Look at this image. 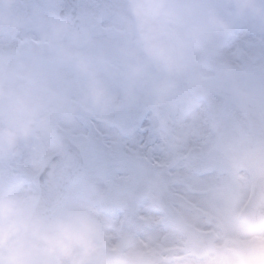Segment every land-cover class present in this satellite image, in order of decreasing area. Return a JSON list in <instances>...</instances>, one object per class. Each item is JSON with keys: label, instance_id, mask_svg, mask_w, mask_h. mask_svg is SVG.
<instances>
[{"label": "rangeland", "instance_id": "374dc122", "mask_svg": "<svg viewBox=\"0 0 264 264\" xmlns=\"http://www.w3.org/2000/svg\"><path fill=\"white\" fill-rule=\"evenodd\" d=\"M87 1L89 4L85 7L83 0H77L83 33L78 39L71 40L64 36L63 24L57 17L61 0H43L44 8L46 2L50 4L57 25V39L70 46L88 45L91 39H99L106 45L114 42L124 48L141 40L139 45L146 49L139 54L144 63L121 75L109 70L103 62L97 61L98 58L52 56L57 62L56 70L61 73L56 79L67 94L80 84L91 66H97L96 73L105 74L112 85L109 86L114 89L110 100H116L118 104L105 122L90 113V104L86 103L82 109L74 104L84 100L77 91L56 100L48 97L56 88L43 77L41 67L37 66L38 70L33 74L14 70L12 63L16 57L2 46L3 38L7 35L10 18L27 9L23 0H0V52L7 53L4 56L0 53V91L10 100V113L6 117L0 115V139L7 142V146H0V183H5L4 178L18 180L29 178L31 174L15 172L21 168L13 163V155L27 151L32 154L28 161L32 165L23 170L41 168L58 151L62 135L79 148L83 161L80 179L69 188L66 201L48 230H40L30 223L31 208L26 205L22 213L24 236L23 233L10 235L12 229L2 219L8 213V203L0 201V233L4 234L0 236V264H57L58 256L63 252L61 240L64 237H69L76 248L78 264H108L106 260L110 258H119L124 263L126 256L123 253L129 247L128 243L116 250L100 244L103 219L121 214L124 227L141 244L140 251L131 258L132 264H169L189 257L199 260L211 256L215 236L194 229L177 215L173 207L178 202L176 194L171 192L170 203L164 201V191H170L165 178L167 166L158 165L150 147L162 136V128L155 131L157 125L164 127L169 123V129L164 133L170 138L174 155L183 150L180 144H175L176 137L183 135V147L188 140L197 138L195 142L201 147L192 150L193 154L191 152L187 160L198 172L182 181V186L210 173L213 169L211 156L227 149L234 174L240 177L233 182L235 190L231 204L237 201L241 207L246 188L253 180V172L247 171L245 165L253 167L255 172L258 167L254 164L261 167L259 170L264 169L261 164L264 152L260 156L257 151L264 149V137L260 136L262 131L255 124L250 127L244 124L243 115L236 105L226 101V97L235 91V97L240 99L243 68L246 65L257 67L258 58L264 57V15L258 20L246 18L234 0H117L123 4L119 7L111 6L116 0ZM250 8L255 11L264 6L260 0H254ZM247 25L249 29L241 37L242 29ZM132 27L141 31L140 40L132 34ZM161 110L167 114L166 120L162 121ZM13 116L20 124L12 123ZM147 120L153 123L149 142H134L135 133L144 134L142 127ZM27 122L36 123L37 128L26 130ZM183 122L190 128L176 130ZM201 127L203 133L195 135L193 132ZM134 146L139 147V153L129 151ZM121 158L132 164L123 173L126 176L117 179L122 173L115 169L119 165L113 159ZM147 196L152 199L148 201V211L153 212V207L158 209L160 224L134 220ZM78 203L88 209L92 224L75 214ZM168 222L176 226L173 233L177 231L182 236L183 248L171 246L166 250L169 233H165L160 240L162 249H153L141 236L142 230L164 228ZM235 223L252 230L239 220L238 213ZM9 245L11 249L6 254ZM52 245L56 247L52 249ZM96 248L99 252L92 256L91 252ZM23 249H29L31 253H23ZM174 254L180 257L173 258ZM244 261H250V256ZM263 263L264 259L260 258L258 264Z\"/></svg>", "mask_w": 264, "mask_h": 264}, {"label": "bare ground", "instance_id": "6f19581e", "mask_svg": "<svg viewBox=\"0 0 264 264\" xmlns=\"http://www.w3.org/2000/svg\"><path fill=\"white\" fill-rule=\"evenodd\" d=\"M26 1H28V3L30 2L31 5L29 4L30 6H28ZM260 1L264 6V0ZM46 3V8H44L45 5L43 0H23L22 4L26 5L27 10L25 11L23 9L20 11L18 14L19 16H14L12 18L8 17V19L10 18L12 21L10 20L11 23L7 26V35L3 38L5 41L2 46L7 51L11 52L10 55L16 57L13 60L12 67H14V70H22V72L28 74L36 72V70H38L36 69L37 66H39L38 68L41 67L43 77L49 80L52 87L56 88V91H51L48 94V97L56 100L64 98L67 95L69 96L77 91V93L79 92V94H81V97L84 100L80 103L74 102V104L81 107V109L86 103L90 104V107H92L90 113L100 122H105L107 118L115 112L118 106L116 100H110V96L114 89L109 86L111 84L108 82L105 74L96 73L95 68H97V66H91L85 71L86 76L80 81V84L71 88L70 93L67 94V92L60 87L59 81L56 79L61 73L56 70L57 62L52 60V56L54 54H57V56H85L87 60L98 58L97 61L101 63L103 62L102 64H105L109 70L116 75H121V73L129 72L139 64L144 63L141 55H139L146 51V49L143 48L144 45H139L141 42L139 37L141 31L139 29L135 31L132 27V34L136 35L138 37L136 40L140 41L138 43L133 42L126 48L121 47L119 44L116 45L114 42L109 43L110 45H106L99 42V39H91L88 45L78 44L70 46L57 39V25L53 21L50 4L48 2ZM83 3L85 7L89 4L87 0H83ZM234 3L243 9L242 14L246 18L252 17L253 19L258 20L260 16L264 15V9L255 11H252L251 8L248 9L249 5L254 3V0H234ZM121 5L123 4L117 0L113 1L111 4V6L114 7H119ZM132 29L130 28V31H132ZM248 29V25L242 29L241 37ZM96 42H98V44ZM105 47L108 49H104ZM0 53L2 56L7 54L5 52ZM110 61H114V64H109ZM160 113H162V121L163 119L166 120L168 116L164 110H161ZM152 125L153 123L151 124V122L147 120L142 127L144 134L139 135L138 133H135L133 141L144 140L145 143L149 142V134L151 135L149 132ZM155 125H157V123ZM168 126L169 123L165 124L164 127H160V125L156 126V132L159 128H162V136L150 147V149H153V159L158 165L160 167L163 165L167 166L165 178L170 186V191H164V201L170 203L172 199L171 192L176 194L178 202L175 203L173 207L177 215L194 229L207 234H213L216 238L215 243L212 246L213 255L207 256L201 260L189 257L183 261L178 260L169 264H258L260 258L264 259V226L259 229L249 230L245 229L242 225L235 223L239 204L236 203L237 201H234L237 205L231 204L234 197L232 195L235 190L233 182L235 179H240V177L235 176L234 174V169L230 164L232 161L231 155L226 153L228 152L227 149L220 150L224 153H218V155L213 154L211 156L213 159L212 171L205 176L193 179L188 182V184L182 186L180 185L182 181L187 180L188 177L190 178L193 175V173L198 172L197 169L191 167V164L189 163L190 161L187 160V157L190 156L192 150L197 148L200 149L201 145L200 143L195 142L197 139L195 137L196 139L193 138L188 140V144L183 147V135H180L176 137L175 144H180L183 150L181 153L174 155V149L169 145L170 138L167 137V133H164V131L169 129ZM189 128L190 126L187 122H183L176 127V130L182 131ZM202 129V127L198 128V130L193 133H195V135L196 133L202 134ZM154 136L155 133L153 137ZM260 136L264 137L263 131ZM2 145L4 147L5 145L7 146V142L1 140L0 146ZM129 151L133 154L139 153V147L134 146ZM257 151L261 156L264 149L259 148ZM13 157H11L14 159L13 163L17 166L19 165L21 168L16 173L23 174L20 170H23L24 167L25 169H29V166L32 165L28 162L31 160L32 154L27 151L18 154V156L13 155ZM113 161L118 162L119 166H116L115 169L122 173L117 179L124 178L126 175L123 173L132 162L126 158L113 159ZM241 186L242 185L240 184L239 189H241ZM26 192L27 190L22 187L18 192H15L10 196L7 209V221L10 222L9 225L14 223L13 219H16L17 221V217L20 216L22 204L20 202L22 201V196L26 194ZM146 199L147 201L141 206L134 220H147L154 225L160 224V213L157 212L158 209L152 206L153 212L148 211V201L152 199L150 196H147ZM75 208V214L79 218L92 224L93 220H91V218L89 219L88 209H86L83 204L78 203V206ZM122 217L123 215H119L114 218L103 219L104 232L103 238L100 239V244L104 248L116 250L122 244L128 243L129 247L123 253V255L126 256V261L120 264H132L133 260H131V258L140 251L141 244L139 243V240L130 235L128 230L124 227L121 220ZM17 223H15L16 227L11 230L9 234H22L24 229L19 225L17 226ZM175 227L174 224L168 222L165 224L164 228L157 227L152 231L141 229L143 233L141 236L149 242V245L152 246L153 249L159 251L162 249L160 240L163 234L169 233L165 242V249L169 250L171 246L183 248V243H181L183 240L182 236H180V233L177 231L173 233ZM173 241L177 242V244L175 245ZM61 243L63 245V252L58 256V264H78L77 251L76 248L71 245L69 237H64L61 240ZM55 247L56 245H54L52 249ZM9 248L11 249V245L6 247V254L10 252L8 251ZM22 251L26 254L31 253L29 249H23ZM247 256H250V261L245 262L244 259L247 258ZM32 259H34V257Z\"/></svg>", "mask_w": 264, "mask_h": 264}, {"label": "water", "instance_id": "95a60500", "mask_svg": "<svg viewBox=\"0 0 264 264\" xmlns=\"http://www.w3.org/2000/svg\"><path fill=\"white\" fill-rule=\"evenodd\" d=\"M62 2L59 18L65 24V33L70 38L78 37L80 30L77 2ZM6 102L4 96L0 95V106L4 107ZM81 172L82 159L78 148L67 138H62L59 152L41 171L40 196L31 215L33 224L43 229L49 227L52 215L61 208L67 188L80 177ZM260 182L255 185L250 201L240 213V218L253 227L264 223V182Z\"/></svg>", "mask_w": 264, "mask_h": 264}, {"label": "flooded vegetation", "instance_id": "af4514ba", "mask_svg": "<svg viewBox=\"0 0 264 264\" xmlns=\"http://www.w3.org/2000/svg\"><path fill=\"white\" fill-rule=\"evenodd\" d=\"M259 66L257 67H248V65L244 68L242 73V94L240 95V99H235L233 97H228L230 103H234L236 107L241 111L243 115V122L245 125L250 127V124H255L260 128L264 133V57L258 58ZM3 89V88H2ZM1 92V91H0ZM8 107L5 111H0V115L6 117V114L10 113ZM12 123L15 125L20 124L17 117H12ZM37 126L36 123L27 122L25 124L26 130H32ZM254 142V141H253ZM256 142V139H255ZM255 159V158H254ZM264 166V162L261 163ZM249 170L253 172V180L257 179L260 176L264 175V169L259 170V165L254 164V166L258 167V171L255 172V169L250 165L246 164ZM245 165V166H246ZM261 168V167H260ZM263 168V167H262ZM22 172H29V178L21 177L18 180H5V183H0V201L3 200L4 204L9 203L10 196L18 192L22 187H24L27 192L22 196L21 209L24 206L32 207L38 196V183H39V174L40 170H20ZM15 172H18L16 170ZM3 181V180H1ZM25 199V200H24ZM1 203H0V212H1ZM23 212H21L22 215ZM2 214V213H1ZM6 215V214H5ZM21 215L19 216L21 218ZM23 216V215H22ZM17 217V219H20ZM2 219L6 220V216L2 217ZM16 221V219H14ZM0 235H2L0 233ZM99 250L92 251L91 255L96 256ZM6 253V252H5ZM110 263L113 261L110 260Z\"/></svg>", "mask_w": 264, "mask_h": 264}]
</instances>
